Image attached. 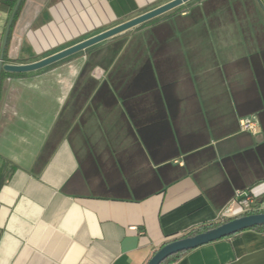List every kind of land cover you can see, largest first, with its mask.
<instances>
[{"label": "crops", "instance_id": "0c3cea01", "mask_svg": "<svg viewBox=\"0 0 264 264\" xmlns=\"http://www.w3.org/2000/svg\"><path fill=\"white\" fill-rule=\"evenodd\" d=\"M13 1L0 0V56ZM168 1L22 0L5 62L40 60ZM179 7L44 68L2 71L0 264H147L219 221L237 191L264 206V12L252 0ZM170 264H264V232Z\"/></svg>", "mask_w": 264, "mask_h": 264}, {"label": "water", "instance_id": "95a60500", "mask_svg": "<svg viewBox=\"0 0 264 264\" xmlns=\"http://www.w3.org/2000/svg\"><path fill=\"white\" fill-rule=\"evenodd\" d=\"M190 0H170L162 5H159L151 10L143 12L129 20L119 23L113 27H110L98 34L90 36L84 40H81L67 48H64L58 52H55L49 56H46L40 60L29 63H6L5 62V49L9 39V33L11 26L18 12V9L22 3V0H17L15 7L12 11L10 20L7 25V29L3 41V50L0 56V78L2 71L8 72H27L44 68L52 63H55L61 59H64L70 55H73L79 51L85 50L97 43L112 38L120 33H123L129 29L139 26L151 19H154L160 15L171 11L182 4ZM259 6L264 12V3L262 0H257ZM264 224V211L242 215L230 220H227L220 225L208 229L206 231L197 233L191 236H185L181 238L173 239L163 246H161L155 254L151 257L147 264H161L169 256L188 251L190 249L199 247L203 244L232 236L241 231L247 230L256 225Z\"/></svg>", "mask_w": 264, "mask_h": 264}, {"label": "built area", "instance_id": "2783aa9c", "mask_svg": "<svg viewBox=\"0 0 264 264\" xmlns=\"http://www.w3.org/2000/svg\"><path fill=\"white\" fill-rule=\"evenodd\" d=\"M240 127L242 130L252 133H257L260 130L258 122L252 118H241ZM263 211L264 206L254 194L251 192L237 191L228 204L220 210L218 220L225 222L242 215Z\"/></svg>", "mask_w": 264, "mask_h": 264}, {"label": "trees", "instance_id": "16d2710c", "mask_svg": "<svg viewBox=\"0 0 264 264\" xmlns=\"http://www.w3.org/2000/svg\"><path fill=\"white\" fill-rule=\"evenodd\" d=\"M253 4L256 6L257 10L262 13L261 11V8L259 7L258 3L256 0H252ZM190 3V2H189ZM188 3V4H189ZM12 5H15V1L12 2ZM181 9V7H177L175 9V11H179ZM162 17V16H161ZM160 17H156L154 19H151L141 25H139L137 28L138 29H142L145 27V25L149 24L150 22H156ZM145 65L142 66V70L145 68H147V64H149V62H146L144 63ZM53 146V143H51L50 141L47 142L46 144V147L44 149V153L40 156V159H39V163H43L45 161V159L47 158L51 148ZM221 223H223L222 221H216V222H212V223H209V224H203V225H200L196 228H193L192 230H190L188 233L184 234L182 237H185V236H191V235H195L197 233H200V232H203V231H206L208 229H211L213 227H216L218 225H220ZM249 229H255V230H258V231H262L264 232V224L262 225H256V226H253ZM237 234V233H236ZM235 235V234H234ZM185 252V251H184ZM183 252H179V253H176V254H173L171 256H169L168 258H166L161 264H170L172 261H174L175 259H177Z\"/></svg>", "mask_w": 264, "mask_h": 264}]
</instances>
